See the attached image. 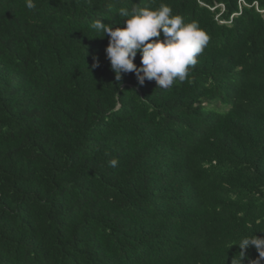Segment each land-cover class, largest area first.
Segmentation results:
<instances>
[{
	"label": "trees",
	"instance_id": "1",
	"mask_svg": "<svg viewBox=\"0 0 264 264\" xmlns=\"http://www.w3.org/2000/svg\"><path fill=\"white\" fill-rule=\"evenodd\" d=\"M33 3L0 0V264L239 262L264 238V0ZM161 3L209 36L197 64L116 80L91 24Z\"/></svg>",
	"mask_w": 264,
	"mask_h": 264
},
{
	"label": "clouds",
	"instance_id": "2",
	"mask_svg": "<svg viewBox=\"0 0 264 264\" xmlns=\"http://www.w3.org/2000/svg\"><path fill=\"white\" fill-rule=\"evenodd\" d=\"M26 7L33 9V0H26ZM119 15L125 17L123 28L112 27L96 20L91 28L109 38L105 49L106 58L116 80L122 74L134 73L138 83L143 86L145 81H155L162 90H171L175 81H185L190 68L194 67L197 57L209 42V36L195 21L185 22L180 15H174L172 8L161 3L155 10L133 8L131 11L121 8ZM161 35L163 39H161ZM141 57V65L134 63L137 55ZM93 68L99 67L96 61ZM118 160L109 161L110 167H116ZM237 246L240 260L235 258L232 264H242L249 247H254L258 258L250 264H261L264 260V238L256 235L244 236Z\"/></svg>",
	"mask_w": 264,
	"mask_h": 264
}]
</instances>
